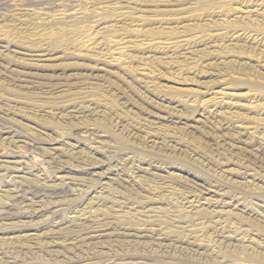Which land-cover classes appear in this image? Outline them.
Here are the masks:
<instances>
[{"label":"rangeland","instance_id":"1","mask_svg":"<svg viewBox=\"0 0 264 264\" xmlns=\"http://www.w3.org/2000/svg\"><path fill=\"white\" fill-rule=\"evenodd\" d=\"M0 3V264H264V0Z\"/></svg>","mask_w":264,"mask_h":264},{"label":"bare ground","instance_id":"2","mask_svg":"<svg viewBox=\"0 0 264 264\" xmlns=\"http://www.w3.org/2000/svg\"><path fill=\"white\" fill-rule=\"evenodd\" d=\"M1 4V3H0Z\"/></svg>","mask_w":264,"mask_h":264}]
</instances>
